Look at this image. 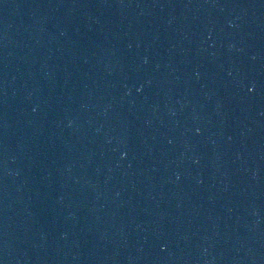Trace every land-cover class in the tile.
Here are the masks:
<instances>
[{"label": "water", "instance_id": "1", "mask_svg": "<svg viewBox=\"0 0 264 264\" xmlns=\"http://www.w3.org/2000/svg\"><path fill=\"white\" fill-rule=\"evenodd\" d=\"M0 264H264V0H0Z\"/></svg>", "mask_w": 264, "mask_h": 264}]
</instances>
